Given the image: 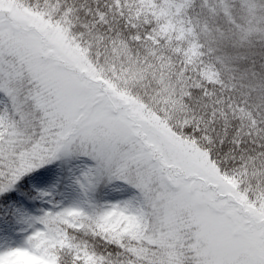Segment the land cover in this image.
Returning <instances> with one entry per match:
<instances>
[{
	"label": "snow or ice",
	"instance_id": "6c2138e0",
	"mask_svg": "<svg viewBox=\"0 0 264 264\" xmlns=\"http://www.w3.org/2000/svg\"><path fill=\"white\" fill-rule=\"evenodd\" d=\"M0 264H264V0H0Z\"/></svg>",
	"mask_w": 264,
	"mask_h": 264
}]
</instances>
